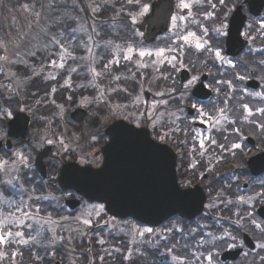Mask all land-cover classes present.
I'll list each match as a JSON object with an SVG mask.
<instances>
[{
  "label": "snow or ice",
  "instance_id": "obj_1",
  "mask_svg": "<svg viewBox=\"0 0 264 264\" xmlns=\"http://www.w3.org/2000/svg\"><path fill=\"white\" fill-rule=\"evenodd\" d=\"M125 2L138 9L126 12V15L131 20V25L135 26L149 12L150 5L144 3L143 0H125ZM62 3L63 0H49L46 6L41 4V11L35 10V4L21 5L25 11H30L33 16V20L29 23V30H31L32 24H40V18L45 7H47L49 12H52L59 9ZM73 3L75 5V0H73ZM108 3L109 0H101L99 3L93 0L89 7L93 13H99ZM205 4L211 10L204 9L203 6ZM237 4L240 7H237ZM218 5L220 6L219 9ZM241 7H243L242 0H216L215 3L212 0H177V12L171 16V26L168 29L169 35L166 37L164 46L154 45L151 49L145 47L143 44L145 33L133 27V36L139 37V40L124 41L123 44L115 43L111 39L105 41L103 45L104 51L112 52L114 49L120 58L117 59L113 55L111 59L101 65L100 70L94 65L97 62V58L102 59L103 56L101 53H93L92 44L95 41L91 33L88 34L87 41H81L75 45L71 41L75 40L76 37L71 35V33L65 35L64 31L56 34L45 27H40V32L47 37L46 43H42L37 36L29 38L27 32L18 33L19 38L14 42V48L16 49L14 53L15 59L8 55V42L0 40V50L4 53L0 55V74H3L8 81L7 84H0V89H3V92H0V141H7L13 135H24L23 123L20 118L14 117V112L27 111L35 116L32 107L27 104L23 107L19 105L22 102L20 97L24 94L26 86L32 83L34 79L39 78L46 84L50 80L57 81V85H48L44 90L43 97L35 101L36 105L46 103V98L54 96L59 88L92 87L96 94L91 98L82 96L81 107L93 104L104 105L108 108L109 115H119L122 120L135 122V127H130L125 123H116L106 132L102 128L97 127L94 132L89 133L90 142L93 145L100 144L103 148L104 156L109 149L118 143L117 137L112 131L113 129H120L126 132L130 137L161 156L165 163H167L170 156L167 145L174 141L177 134L181 133L184 138L175 142L178 146H183L187 149V155L192 156L195 153L190 165L194 169L200 163L196 156L203 159L214 153L216 149L236 156L235 150L243 152L242 141L246 138L243 133L245 124L253 125L259 131V135L264 137V106L251 107L250 101H244V95H247L253 99L259 98L261 102H264V92H248L235 83L236 81L243 82L246 79L253 78L249 74H259V78L264 82V48L248 49L250 54L253 51L260 53L259 58L252 57L251 62L243 56L233 61L223 52L222 38L228 37L231 39L232 29L228 22V17L235 10L231 25L238 30L239 25L243 22L239 15ZM194 8H196L195 12L193 11ZM184 10H187L186 14H182ZM124 11L125 9L121 6L120 12ZM120 12H117L116 16H119ZM198 16L205 21H211L212 26L209 27L204 24L197 19ZM115 18L113 19L115 20ZM71 19H75V17L68 12L60 16L47 18L52 26L62 24L66 26V21ZM258 25L260 33L264 35V20H260ZM247 27L248 30L242 35L247 40H254L255 37L250 35V32L255 30L253 25L249 24ZM77 31H86V29L83 25H80L79 28L71 30V32ZM92 32L96 33L95 26H92ZM96 34L99 35V33ZM33 41L35 42L33 43ZM95 46L97 48L101 47L99 44ZM76 48H82L86 55L79 57L75 55ZM53 49H56V51L53 52ZM39 53H46V56L41 62L40 70L37 71L29 62V59L33 61L39 59ZM88 54H91V62H89ZM53 56H56V59H53ZM192 57H196V60L194 61ZM120 59L133 64L136 72L141 69L151 68L154 73L159 74L152 77L153 81L171 79V73L165 74L168 68H171L173 72H178L191 65L189 70L195 72L199 65L208 68L209 63L215 65L217 62L221 66L226 65L232 70H236L239 66L243 69V73L233 71L231 79H215L212 85L203 84L200 80V75L193 74L179 88L175 86V81H173V86L153 91V99L148 101L142 98V93L145 90L143 81L140 82V90L135 95L121 83L122 80L135 79L136 72L129 70L131 76H122L112 71L111 66L119 65ZM69 60L73 61L74 64L77 61L81 63L74 67L68 64ZM12 66H22L24 71L21 73L19 67H17L16 71H13ZM78 68H83L86 76H90L87 84L76 85L73 83L71 74L77 73L79 75ZM45 69L55 70V74L50 71L45 76L43 75ZM208 75H215L210 68L208 69ZM220 75L224 76V73H220ZM58 77L63 80V83H59ZM105 78L108 79L109 83L107 86H102ZM198 82L204 88H210L215 93V99L211 102L212 107L210 109L204 104L190 103L191 90ZM4 92L7 93L6 97ZM120 93L126 94V98L131 97L130 102L122 105H111L112 94ZM32 95L35 97L36 93H32ZM68 99L71 100L72 97L69 96ZM51 103L56 105L55 99H52ZM13 104L17 106L15 109L12 107ZM189 106L196 113V117L191 119H189L191 114L185 113V108ZM56 107L59 109L56 115L62 119L65 111L64 106L56 105ZM104 118L107 119V116ZM39 119L45 121L46 128L52 123V120L45 116H41ZM197 120L201 124L208 125V127L204 131L191 127V124L197 122ZM5 121L12 122L11 126H14L12 131L5 130L6 127H10L5 124ZM182 123L185 124L183 128L181 127ZM148 125L151 126L155 133L151 139L149 138V133L145 130ZM236 125L240 126L237 127ZM212 132L221 133L223 142L218 141L212 135ZM233 135L235 139L230 140V136ZM190 140L193 143L190 144ZM72 143L73 141L66 139L63 135L55 138L49 135H38L33 142L22 144L15 151H12L8 159H0V173L9 177L7 180H0V184L9 185L13 188L18 186L21 192L28 194L26 200L3 201L8 204L10 210H0V261L7 258L10 264H16V258L23 256L21 251L9 253L8 249L13 245L29 247L30 250L31 246L40 245L44 248L45 256L51 255L55 257L57 245L64 246L65 243L70 245L75 236H99L100 230L105 226L117 229L120 232H126L131 236L130 243L134 247H129L125 250V254L122 257L125 261H131L134 252L138 256L145 255V252L140 249L139 245L141 243L148 244L156 252H159L161 256H170L172 264H222L219 260L222 251H231L237 248L243 249V240H239L238 236L233 234V231L224 226L223 222L231 220V217L216 215L213 210L220 211L221 205H223L224 208L233 211V215L237 216V219L231 222L237 228L242 227L245 216H241L238 209L233 210L229 206L239 204L254 206L256 202H264V180L259 181L261 191L255 192L253 195H238L235 200L229 198L223 190L218 191L216 196L206 205L208 211L200 218L201 220H206L210 217L213 223L197 221L195 226H193L191 223L181 219H170L169 226L156 229L129 221L118 222L116 216L104 219L107 215L106 205L101 203L82 204V210L75 216H58L54 219L52 213H47L45 223L52 225L48 229L51 233L50 238L44 237L43 225L35 230V234L26 232L25 229L33 228V224L27 221L36 220L42 211L40 204L37 203L38 201H48L49 205L53 207V211L57 208H63L61 203L63 199H79L73 192L65 189L76 188V191H82L81 188L77 187V182L97 181L104 173V167L98 171H92L90 168H75L70 164L65 169V188L62 189L56 184L55 175H50L47 181L34 185L30 190L24 187V183L21 181L28 180L31 182V178L28 177V173L24 172V170L27 169L28 172H32L35 155H39L40 150L48 145L55 144L58 146V151L55 155L63 160L66 155L71 156L76 152V149L72 147ZM3 147L10 149L7 144L3 145ZM91 156L92 159L90 161L88 156L81 155L79 163H96L97 154L93 153ZM213 160L218 162L219 157L212 155L207 160L205 170L207 173L214 171ZM259 160H264V157L259 158ZM261 168L264 169V167ZM204 174H200L202 178ZM228 187H231V185H228ZM57 191L61 193L60 196L55 194ZM170 195L178 200H183L194 197L195 193L181 192L178 188L172 186ZM0 196H3L2 192H0ZM246 216L248 222L254 226L255 230H258L255 247L264 252V220L258 221L252 212H248ZM66 221L71 222L67 228L64 226ZM101 221L103 222L101 223ZM64 231L68 233L67 237L60 234V232ZM44 239H48L47 244L43 243ZM97 242L104 244L106 241L101 238ZM89 243H91V239H89ZM49 248L52 251H49ZM161 248L164 251H160ZM115 251L120 252L121 249L116 248ZM244 255L247 257L248 253L245 252ZM257 256H259L261 264H264V255H260V252H257ZM34 258L37 261H43L44 259L38 253L35 254ZM103 259L104 257L101 256L100 260L103 261ZM163 264H167V262L165 261Z\"/></svg>",
  "mask_w": 264,
  "mask_h": 264
},
{
  "label": "flooded vegetation",
  "instance_id": "obj_2",
  "mask_svg": "<svg viewBox=\"0 0 264 264\" xmlns=\"http://www.w3.org/2000/svg\"><path fill=\"white\" fill-rule=\"evenodd\" d=\"M155 0L147 1L144 0L143 2L148 3L151 7L152 3ZM212 2H216V0H212ZM243 7L240 8V17L242 18V24L239 25V28L237 30L236 27H232L231 22H232V17L235 15V10L233 11L232 14L229 15L228 17V22L231 27V39L228 37H224L223 39V52L225 55H227L229 58L233 59L235 61L238 57H245L249 59V62H251V58H259L260 53L257 51H253L251 54L248 52L249 48L252 49H261L264 48V35H262L259 31V25L258 22L260 20H264V0H242ZM173 4V13L172 15H175L177 12L176 4L177 0H172ZM204 9L206 10H211L210 7L205 4ZM237 7H240L239 4H237ZM220 6L218 5V9ZM150 10V9H149ZM193 11H196V8L193 9ZM187 10H184L182 14H186ZM171 15V16H172ZM147 16V14L142 18L141 22L133 26L136 30L142 31L146 33L147 31V23L143 25V28H139L138 26L142 23L143 19ZM197 19L201 20L204 24L208 25L211 27V21H205L203 20L202 17L198 16ZM252 24L253 28L255 29L254 31L250 32V35L255 37L254 40H247L242 33L248 30V25ZM171 26V17L168 21V26L167 30L164 33L158 34L155 36L154 40L147 42L145 39L143 40V44L145 47L151 49L154 45H160L164 46V43L166 42V37L169 35L168 29ZM116 27V26H114ZM126 27V29H125ZM132 26H123L120 30V34L115 33V41L117 43L123 44L124 41H136L139 40V37H134L133 36V29ZM112 34V33H111ZM192 59L195 61L196 57H192ZM126 62L127 66L130 67L131 63ZM119 66V65H118ZM191 68V65L188 66V68L181 69L178 72H173L171 68H168L167 72L165 74L171 73V79L169 80H164V79H157L155 80L154 87L151 88L153 90L157 89H164L167 87L173 86V81H175V86L180 87L182 84L187 82V79L191 78L193 74H199L200 75V80L203 82V84H209L212 85L213 81L215 79H231V73L233 71L241 72L243 73V69L241 67H237L236 70L230 69L228 66L224 65L221 66L219 62H217L215 65H212L209 63L208 68H204L202 65H199L198 68L194 71H190L189 69ZM211 69V71L215 75H208V69ZM133 68H128V72H115L116 74H120L122 76H131L130 71ZM146 71H150L151 75H159L158 73H154L153 70L150 69H145V74ZM163 71V69H162ZM202 73V74H201ZM220 73H224V76H221ZM252 75L253 78L251 79H246L243 82L236 81L235 83L243 89H246L248 92H264V82L261 81L259 78V74H249ZM145 76V75H144ZM107 79V78H105ZM108 80V79H107ZM109 81L106 83L108 85ZM122 85L127 87L129 91H131L133 87V83L135 81L132 79H129L127 81H121ZM45 84L44 90L48 87V85H57V81H48L47 84ZM102 85V86H105ZM148 87V86H147ZM82 90H74L73 89H64V88H59V90L54 94V96L47 97L46 103L42 105H36L33 104L35 116L32 113H27L24 112L29 116V125L28 129L25 135V138L29 135L30 130L34 128L40 129V121L38 120L39 117L42 115L46 114L44 112L45 110L43 109L44 106L50 109H55L57 110L58 108L56 105H63V103H58L59 97H62V95L65 96V98L71 96L72 99L68 100L70 104L74 102V98H78L82 94ZM36 93L37 97H43L44 94H40L38 92ZM66 93V95H65ZM123 95V98H116V94H112L111 98L115 99L116 102L122 104H128L129 103V97L126 98V94L121 93ZM68 95V96H67ZM144 99L149 100L150 99V93L149 90H144L142 93ZM239 95V93H238ZM39 98V99H40ZM55 99L56 105H53L51 103V100ZM215 99V93L210 90V88H204L201 83H197V85L191 90L190 93V103H198V104H204L207 106V108L212 107V101ZM49 101V102H48ZM120 101V102H119ZM244 101L245 102H251L250 106L251 107H256V106H264V102H261L259 98L253 99L252 97H249L247 95H244ZM64 106V105H63ZM76 108H84L86 110V117L87 121L82 122L81 124H75L74 122H69L66 117H64V120H60V117H54L51 119L52 123L50 125V131H53V129L57 128L61 124H65L66 127L71 129L74 132H77L79 134H82V130H86V139L89 137V132L87 130V127H91L92 130L91 132H94L97 127L102 128L103 131L106 132V129L116 122L117 120H122L119 115H109L108 114V109H104V107H99L97 105H93L92 109L90 110L88 107H81V106H74L72 107L68 112L67 115L69 117V114L72 110ZM54 111V110H53ZM16 112H14L15 114ZM185 113L188 114L190 113L189 119L196 117V113L193 109L189 107L185 108ZM53 114V113H52ZM107 116V119L104 117ZM89 117V118H88ZM86 119V118H85ZM257 119H259L257 117ZM38 121V122H37ZM127 122L128 124H132L134 126L135 122L134 121H129V120H123ZM8 121H5V124L7 125ZM187 123V121H185ZM36 124V126H35ZM33 125L35 127H33ZM31 126V127H30ZM185 124H181V127L183 128ZM239 127L240 125H236ZM191 127L196 128L200 131H204L208 127L206 124H201L198 122L192 123ZM149 132H150V137L152 138L155 133L153 132L152 128L150 125L146 127ZM7 131V127L5 129ZM41 130V129H40ZM39 131V130H38ZM243 133L245 135V139L242 141V148L243 152L240 150H235L236 151V156L231 155L228 152H221L219 149H216L214 153H211V155L206 156L205 158L201 159L200 157L196 156V159L200 161V163L197 165V167L194 169L190 167L192 163V158L195 156V153L192 154V156H189L186 154L187 149L184 148L183 146H178L175 141H178L180 139H183V134H177V136L174 138L173 142H170L167 147L171 149V151L174 154L175 158V163H174V170H175V176L178 182V185L181 189L187 190V189H197L202 191L205 194V203H204V208L202 214L199 216L188 220L186 218L180 217L178 214L168 218L166 221L162 222L158 226H155L153 228L160 229L165 226H169V220H177L181 219L186 222L191 223L193 226H195V223L197 221H200L201 223H213L211 218L209 217L206 220H201L200 218L202 215L208 211L206 208V205L209 204L210 200L216 196V193L220 190H223L229 198L235 200V198L238 195H245L243 190H246L250 187V190L248 192V195H253L255 192L261 191L259 181L264 180V172L258 174V175H253L248 167V160L263 152L264 151V137H261L259 135V131L251 124H245L243 126ZM212 135L215 136V138L218 141L223 142L222 135L219 132H212ZM81 141H84L85 139L83 137H80ZM235 136H230V140H234ZM3 143L5 141H2ZM12 140V147L15 145V147H18L22 145L25 142V139H23V142L19 143V139ZM189 143H193L191 140ZM51 146V149L49 152L46 153V155L42 158V163L44 165V168L41 169V171L36 167V159L38 155H35L34 159V167L32 172H28L27 169L24 170V172L28 173V177L31 178V182L28 180L21 181L24 183V187L26 189H31L34 185H39L42 184L43 182L48 180V177L50 175H55L56 177V184L59 185L58 183V178L60 174V169L61 167L68 162H75L79 164L80 166H90L92 168H99L103 164L104 160V155H103V148L100 144H92V153L97 154V162L96 163H87V164H81L79 163V159L77 156H74L73 154L71 156H65L63 160L59 156H54V152L56 151L55 145H49ZM113 152L115 154L118 153V155L121 156V149L123 148L122 145H114L113 147ZM215 148V146H213ZM90 154V161L92 159V156ZM11 153L5 152L3 150V147L0 150V159H5L9 158ZM212 155H215L219 157V160H213L214 164V171L212 173H207L206 167H207V160L211 158ZM116 156V155H115ZM156 156V161H152V164L156 165L157 169V174H160L163 172V166H164V161L161 156L155 153ZM121 164L120 159L115 158V167H118V165ZM145 169H147L148 164H144ZM150 167V166H149ZM150 170H153L152 167H150ZM201 173H205L203 178L201 177ZM2 175L0 173V180H2ZM228 185H231V187H228ZM60 187V186H59ZM61 188V187H60ZM66 191L73 192L76 197L79 199H71V198H65L61 201L63 204V208H57L55 211H53V207L49 205L48 201H38L37 203L40 204L41 206V217L43 218L42 220V225L44 228V237L45 238H50L51 233L48 231V229L51 226H46L45 225V220L47 219V213H52L53 218H57L58 216H74V214L78 211L79 208H81L82 204H99V203H89L87 202L84 198H82L79 194H77L74 190L72 189H66ZM0 192L3 193V196L7 197H16V196H22L26 197L27 193H23L18 189V186L16 188H13L12 186L9 185H4L1 184ZM23 193V194H22ZM39 194V193H37ZM57 196H60L61 193L57 191L55 193ZM3 196H0L2 198ZM26 200V199H25ZM74 201L77 202L76 207H72V202ZM54 204V202H53ZM261 205H264V202H256L253 207H255V212L257 208ZM239 205H230V208H236ZM72 209H71V208ZM0 210H4L3 208H0ZM5 211V210H4ZM251 211V210H250ZM248 211V212H250ZM230 212L228 208H224L223 205H221V210H213V213L216 215H222V213ZM226 217H231V220H225L223 223L228 224L225 227L229 228V230L233 231L234 235L238 236L239 240H243V231H240L241 227L237 228L235 224H233L231 221H234L237 219V216L235 215H223ZM245 216V220L242 223H248V219L246 215H241ZM112 216L106 215L104 219H109ZM255 218L259 220H264L260 218L258 215L255 216ZM117 221H129L132 223H136L130 219H119L117 218ZM103 221H101L102 223ZM141 226H147L143 224H139ZM41 224L37 226L36 223L33 226V230L35 232L36 229H39ZM64 226L65 222H64ZM150 227V226H148ZM67 228V227H65ZM252 228V233L253 236L251 237L253 242H254V251L252 253V264H261V261L259 259V256H257V252H260V255H264V252H261L259 249L255 247L256 244V236H258V230L254 229V226L251 225ZM108 226H105L102 230L99 232V236H85V237H78V241L76 242L75 247H66L64 246H56L55 251H56V256L52 257L51 255L45 256L44 254V248L37 247L33 248L31 247V250L29 248L13 245L11 248L8 249L9 253L12 251H21L23 252L22 257H17L16 258V264H74L71 263L73 261H70L68 259V252H70L72 258L73 255L76 256L77 264H163V262H167V264H172L170 256H161L159 252H156L153 248H151L148 244L141 243L140 249L145 252L144 256H138L135 254L133 255V259L131 261H125L123 260V263H110L111 261H120V259L123 257L125 254V250L129 247H134L130 241L131 237H127L125 234L118 233L116 235H112L110 232H108ZM235 230V231H234ZM92 231V230H89ZM60 234L64 235L65 237L67 236V232H60ZM104 239L106 242L104 244L98 243V239ZM89 239H91V243H89ZM77 240V239H76ZM68 245V244H67ZM92 246V247H91ZM86 247H91L89 250L86 249ZM245 247V246H244ZM119 248L121 249L120 252H116L115 249ZM75 250L77 251L76 254L74 253ZM244 250V248H243ZM49 251H52L51 248H49ZM160 251H164L163 248L160 249ZM223 252V251H222ZM221 252V253H222ZM39 254L40 256H43L44 259L43 261H37L34 257L35 254ZM103 256L104 259L103 261L100 260V257ZM74 259V258H73ZM227 264H236V263H231V262H226ZM0 264H10L9 260L6 258L2 261H0Z\"/></svg>",
  "mask_w": 264,
  "mask_h": 264
},
{
  "label": "water",
  "instance_id": "obj_3",
  "mask_svg": "<svg viewBox=\"0 0 264 264\" xmlns=\"http://www.w3.org/2000/svg\"><path fill=\"white\" fill-rule=\"evenodd\" d=\"M173 11L171 0H156L152 3L147 16L138 26L143 28L147 23V31L145 40L147 42L154 40L155 36L166 31L167 24ZM84 109H76L71 113V117L79 122L85 117ZM14 117L21 119L24 127V133L27 127L28 117L23 113H16ZM116 123H125L123 120H118L111 124L106 131ZM8 131H12L14 126L11 121H8ZM130 127H135L128 124ZM149 133V131L145 128ZM114 135L117 137L118 143L122 145L121 158L118 153L113 152V148L109 149L104 156L103 164L99 168L90 166H80L77 163H65L61 169L58 178L59 186L65 188L64 176L65 169L71 164L75 168H90L92 171H98L104 167V173L97 181L77 182V187L82 191H76L89 202H98L106 205V211L119 218L131 217L136 221L150 226H157L174 214H179L182 217L191 219L198 215L203 209L205 195L197 189L181 190L176 182L174 163L175 158L171 149L168 147L170 156L165 163L163 172L157 174L156 165L152 161H156L155 153L149 150L146 146L130 137L126 132L120 129H113ZM24 136V135H23ZM13 135L11 137H23ZM150 138V136H149ZM151 139V138H150ZM10 146V142L7 141ZM1 146V143H0ZM50 150V147H45L36 159V167L41 171L44 168L42 158ZM116 155V156H115ZM264 157V152L259 153L248 160V167L253 175H258L263 172L264 160L259 158ZM115 158L120 159L121 164L115 167ZM148 164L145 169L144 164ZM255 165H254V164ZM153 170H150V167ZM172 186L178 188L181 192L195 193L194 197L183 200H178L170 195ZM87 193V194H86ZM99 197V198H98ZM77 202H72L75 206ZM257 214L264 219V206L257 209ZM243 242L248 248H253L254 243L247 234H243ZM241 253V249L225 251L221 254V260H235Z\"/></svg>",
  "mask_w": 264,
  "mask_h": 264
},
{
  "label": "rangeland",
  "instance_id": "obj_4",
  "mask_svg": "<svg viewBox=\"0 0 264 264\" xmlns=\"http://www.w3.org/2000/svg\"><path fill=\"white\" fill-rule=\"evenodd\" d=\"M96 2L99 3V2H101V0H96ZM48 3H49V0H46V1L45 0H21L19 3H17V0H0V40H4V41L8 42V55L12 59H15L14 53H15L16 49L14 48V42L16 40H18V38H19L18 37V33L23 34V33L27 32L29 38H31L33 36H37L42 41V43H46L47 42V37H45L43 35V33L40 32V27H45V28L49 29L51 32H54L56 34H59V32H61V31H64L65 35H68L69 33H71V35L76 37L75 40L71 41V43L73 45L78 44L81 41H87L88 40V34L91 33L93 35L94 41H95L92 44L93 53H101L102 56H103L102 59L97 58V62L94 65L98 70H100L101 65L103 63H106L109 59H111L113 57V55H115V57L117 59L120 58L119 54L115 53L114 49L112 50V52H105L103 45H104L105 41H107L109 39H111L115 43H117V41H115L116 40L115 39V35H116L115 33L120 34V30L123 29L122 27L124 26V24L127 25V26H132L131 25V20L128 17H127V21H125L124 23H122V22H114L113 24H115V25L107 26L106 27L107 30L104 31V30L101 29V27H102L100 25L101 23L97 22L99 20H95L94 19V14L95 13H93L91 11V8L89 7V5L93 3L92 1H86V7L88 9V17L85 18L84 12H83V10H81L82 6L78 2V0H75V5L73 3V0H70V3L72 4V7H65V6L61 5V7L59 9H57L55 11H52V12H49L47 7H45L43 12H42L41 18H40V24L39 25L32 24L31 30H29V23H30V21L33 20V16H32L30 11H25L21 7V5H24V4H35V10L36 11H41V4H44L46 6ZM112 6H115V3H113ZM123 6H124V9H125V11L123 12L124 14H126L127 11H136V10H138V9H135L134 7L132 8V6L128 5L126 2L123 4ZM117 7L118 6H115V8H117ZM80 11L83 12V15L80 13ZM65 12H68L70 15L75 17V19L67 20L66 21V26L64 24L59 25V26H52L48 22V20H47L48 17L60 16V15H63ZM117 12H120V9L117 8ZM120 16L121 15L116 16V17L119 18ZM80 25H83L84 28L86 29V31L71 32L72 29L79 28ZM92 26H95L96 33H99V35H97L96 33L92 32ZM114 26H116V27H114ZM103 28H105V27H103ZM125 29H126V27H125ZM34 42L35 41H33V43ZM96 44H99L101 47L97 48L95 46ZM55 51H56V49H53V52H55ZM3 54H4L3 51L0 50V55H3ZM40 54H44V57L46 56V53H39L38 54L39 57H40L39 59H36L34 61L29 59V62L33 65V67L36 68L37 71L40 70L41 62L44 60V57H41ZM75 55H77L78 57L79 56H85L86 53H85V51L82 48H76L75 49ZM88 55H89V62H91V59H92L91 54H88ZM52 58L56 59V56H53ZM80 63H81L80 61H77L75 64L71 60L68 61V64H71L74 67L78 66ZM17 67H19V66H12V70L16 71ZM111 67H112V71L113 72L114 71L115 72H126V71L128 72V68H133V69H131V72H136V69H135L133 64H131L130 67H129V66H127L126 62H123L122 59H120L119 66L118 65H112ZM147 69H150V68H147ZM6 71H7V69H6ZM50 71L52 72V74H55V70L45 69L44 72H43V75H45V76L48 75V73ZM78 71L80 73L79 75H77V73H72L71 74L72 78H73V83L76 84V85L87 84L88 80L90 79V76H86L83 68H78ZM20 72H22V71H20ZM131 72H130V74H131ZM150 75H151L150 71H146V74H145V69H141L139 72H136L135 79H132V81L133 80L135 81V85H134L135 86V90L132 91L134 95H135V93L137 91L140 90V82L141 81L144 82L143 83L144 89L149 90L150 87L151 88H155L153 86L154 83H155V80L153 81L152 77L156 76V75H152V76H150ZM40 81H41V84L45 83L42 79H40ZM58 81H59V83H63V80H61L59 77H58ZM150 81H151V83H150ZM105 82L107 83L108 80L104 79L102 85H105ZM7 83H8V81H7L6 77L3 74H0V84H7ZM105 86H107V84ZM74 90H82L83 92H82L81 96H79L78 98H74V102L72 104H70L68 102L69 99L68 100L67 99L66 100H58V103H63L64 109H65L62 120H64V117H66L67 112L72 107L80 106V102H81L82 96L91 98L93 95L96 94L95 90L92 87H88V88L76 87V88H74ZM26 91L27 90L25 89L24 90V94L20 97V99H21L22 102L25 101L26 99H31V102L29 104H27V105L33 108V106H34L33 104H36L35 103L36 100L35 99L33 100L32 97H27L25 95ZM153 91H155V90L151 89V91H149L150 99L148 101H151L153 99V97H152V92ZM0 92H3V89H0ZM34 92H38V90L30 89V91H29L30 96ZM39 93L42 95V94H44V91H40L39 90ZM4 95L6 97L7 93L4 92ZM65 95H66V93H65ZM142 98L144 99L143 95H142ZM129 99L131 100V97H129ZM130 100H129V102H130ZM22 102L19 105L20 107H23L25 105ZM116 104H120V103L116 102L115 99L111 98V105H116ZM42 105L43 104H41V108H42ZM93 105H96V104H93ZM93 105L87 106V107L91 110ZM97 106L102 107V108L104 107V109H108L104 105H97ZM43 109L45 110L44 112H46V114H44L42 116L48 117L49 119H52L54 117V115H55V117H59L58 115H56L58 113L59 109H57V110H55L54 108L53 109H50V108L47 109V107H45V106H44ZM59 119L61 120V118H59ZM38 120L41 122L40 123V127H39L41 130L40 129H36V131H35L34 128L32 130H30L29 135L25 138V142L23 144H29V143L33 142L34 139L38 135H40V136L49 135V136H51L53 138H55L57 136H60V135H63L66 139L73 141L72 147L76 149V152L73 153L74 156H77L79 160H80L81 155L88 156V159H90V154L92 153V149H91L92 143L90 142L89 137L86 139V135H87L86 134V132H87L86 130H82V134H79L77 132L72 131L70 128L68 129L65 124H61L57 128L53 129V131H50L51 130L49 128L50 125H48L47 128H46L45 127V121H43V120H41L39 118H38ZM87 130H88L89 133H91L90 130H92V128L89 126V127H87ZM80 137H83L85 140L81 141ZM20 146H18V147H20ZM18 147H14L12 151H15ZM55 148H56L55 149L56 151L54 152V156H57L55 154L58 151V146L55 145ZM6 159H8V158H5V160ZM2 177H3L2 180H7L9 178L8 176H5V175H2ZM0 188H1V184H0ZM249 190H250V187L243 191L246 196L248 195ZM27 195L28 194H26V197H22V196L19 195V196H16L14 198L12 196L11 197L3 196L2 198H0V208H3L5 211H8L10 209L8 208V204L3 202L4 200H16V201H19L21 199H27ZM240 206H242L243 208H246L248 211L251 210L250 212H252L254 210V208H255L253 206H247V205L239 204V206L236 207L235 209L239 210ZM81 210L82 209L79 208L78 211L74 214V216L76 214H78ZM42 220H43V218L41 217V215H39V217H37L36 220L27 221V222L28 223H32L33 226L36 223V225L38 226L39 223L42 225ZM44 220H46V219H44ZM36 221H39V222H36ZM70 223H71L70 221H66L65 222V225H66L65 227H68ZM242 224H243V226L241 228L243 230L250 229L251 233H252L253 230L251 228V224L250 223L249 224L248 223H242ZM45 225L46 226L48 225V226L52 227V225L47 224V223H45ZM108 229H109L108 232H110L112 235H116L118 233H122V234H125L127 237H131L126 232H120L117 229H111L110 227H108ZM25 231L26 232H32V234H35L33 229H25ZM43 235H44V233H43ZM66 235H68V233ZM73 235L75 236L74 233H73ZM78 237L79 236H75V238L73 239V241H72V243L70 245L69 244L67 245V243H65L67 249H68V247H75L76 242L78 241ZM43 243L47 244L48 243V239H44ZM36 246L40 247V248H43L40 245H35V246H31V247L36 248ZM57 246H60V245H57ZM21 247H24V246H21ZM25 248H29V247H25ZM76 252L77 251L75 250L74 253L76 254ZM67 256H68V259L70 261H73L71 263H74V264L79 263V261L77 262L78 259H76V256L73 255L74 259L72 258L70 252H68ZM243 258H246V256L244 255Z\"/></svg>",
  "mask_w": 264,
  "mask_h": 264
},
{
  "label": "trees",
  "instance_id": "obj_5",
  "mask_svg": "<svg viewBox=\"0 0 264 264\" xmlns=\"http://www.w3.org/2000/svg\"><path fill=\"white\" fill-rule=\"evenodd\" d=\"M21 0H17V3H19ZM46 1V0H45ZM86 1H92L93 2V0H78V2L81 4V6H82V9H83V12H84V15H85V18H87L88 17V9H87V7H86ZM144 1V0H143ZM147 1H151V0H147ZM109 2L110 3H108L107 5H105V7L103 8V10H101L99 13H95L94 14V19L95 20H99V21H97V22H100L101 24V29L102 30H104V31H106L107 30V26H110V25H115V24H113L114 22H122V23H124L125 21H127V15L126 14H124L123 12H120L121 14V16L119 17V18H117L116 17V12H117V8L118 9H121V6H123V4L125 3V0H109ZM115 3V6H118L117 8H115V6H112V4L113 3ZM62 6H65V7H72V4L70 3V0H63V3L61 4ZM123 8H124V6H123ZM132 8H133V6H132ZM83 12L82 11H80V13L83 15ZM114 16L116 17L115 18V21H114ZM97 17V18H96ZM124 26H126L125 24H124ZM103 27H105V28H103ZM100 28V27H99ZM41 55V57H44V54H40ZM45 58V57H44ZM19 68H20V71H24L23 70V68H22V66H19ZM21 72V73H22ZM135 83H133V87L135 88ZM42 87H44V85L43 84H41V81H40V79L39 78H36V79H34L33 80V82L32 83H30V84H28L27 86H26V93H25V95L27 96V97H31L30 96V94H29V91H30V89H36V90H42ZM39 88V89H38ZM133 89V88H132ZM40 90V91H41ZM63 98H64V96H62ZM37 97H33V100L34 99H36ZM116 98L117 99H119V98H123V95L120 93V94H116ZM29 102H31V99H26L25 101H23L22 103H24V104H29ZM6 106V105H5ZM12 106H16L15 104H13ZM17 107V106H16ZM242 209H243V211H242ZM234 210H236L235 208H234ZM239 211H240V215H246V212H244L245 211V209L242 207V208H240L239 209ZM244 212V213H243ZM254 214V213H253ZM222 215H228V216H231V215H233V211H230V212H226V213H222ZM254 216H255V214H254ZM226 225H228V224H225L224 223V226H226ZM241 230V229H240ZM243 230V229H242ZM235 231V230H234ZM243 231H247V232H249V233H251V230L250 229H245V230H243ZM92 247V246H91ZM86 249H90V247H86ZM92 249V248H91ZM252 254V252L250 253V255ZM250 255H249V257H246V258H240L237 262H236V264H252V263H249L250 261H251V259H250ZM110 263H123V259L121 258L120 259V261H111ZM222 264H226V263H222ZM229 264V263H228Z\"/></svg>",
  "mask_w": 264,
  "mask_h": 264
}]
</instances>
